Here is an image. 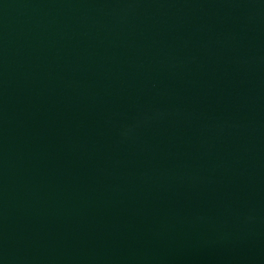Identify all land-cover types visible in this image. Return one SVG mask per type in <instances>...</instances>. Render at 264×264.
I'll use <instances>...</instances> for the list:
<instances>
[{
    "label": "water",
    "instance_id": "95a60500",
    "mask_svg": "<svg viewBox=\"0 0 264 264\" xmlns=\"http://www.w3.org/2000/svg\"><path fill=\"white\" fill-rule=\"evenodd\" d=\"M0 264H264V0H0Z\"/></svg>",
    "mask_w": 264,
    "mask_h": 264
}]
</instances>
